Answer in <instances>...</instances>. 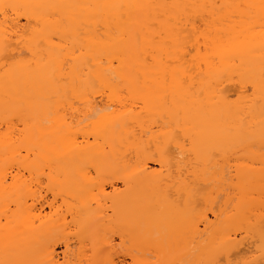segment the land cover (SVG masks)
<instances>
[{
	"label": "bare ground",
	"instance_id": "obj_1",
	"mask_svg": "<svg viewBox=\"0 0 264 264\" xmlns=\"http://www.w3.org/2000/svg\"><path fill=\"white\" fill-rule=\"evenodd\" d=\"M118 246L264 264V0H0V264Z\"/></svg>",
	"mask_w": 264,
	"mask_h": 264
},
{
	"label": "rangeland",
	"instance_id": "obj_2",
	"mask_svg": "<svg viewBox=\"0 0 264 264\" xmlns=\"http://www.w3.org/2000/svg\"><path fill=\"white\" fill-rule=\"evenodd\" d=\"M116 182H115V184H116ZM116 185H119V183H117ZM110 188H111L110 187V184L108 182H106V191H110ZM48 197H50V196H48ZM199 206H203L204 207L205 204H202V205L200 204ZM205 210L207 211V213H209L207 206H206ZM76 235H77V231L72 226L66 230V235H58L57 234V237H54L52 239L53 240L52 242L54 243V249L56 251H60L61 249H63V242H64V240H69V242L71 243V247H72L73 250L77 249L78 245H77ZM114 240H115L116 243L119 242V239L117 237H115ZM240 247H241V249H239L238 251H240L242 249H244V250L248 249V245H246V244H244L243 246L241 245ZM244 250H242V253H240V254H243L245 252ZM125 253H126V249L124 247H121L120 246L119 247V253H118L119 254L118 264H121L123 262V261H121V259L125 260L126 262L129 261L128 255L125 254ZM237 254H239V253H237ZM72 264H86V263L85 262L79 263L74 258L72 260Z\"/></svg>",
	"mask_w": 264,
	"mask_h": 264
}]
</instances>
